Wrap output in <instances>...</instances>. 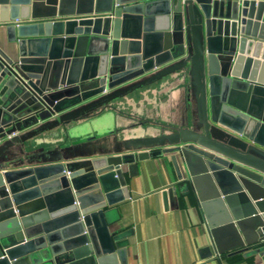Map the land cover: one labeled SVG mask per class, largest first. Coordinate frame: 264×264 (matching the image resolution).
<instances>
[{
    "label": "water",
    "instance_id": "1",
    "mask_svg": "<svg viewBox=\"0 0 264 264\" xmlns=\"http://www.w3.org/2000/svg\"><path fill=\"white\" fill-rule=\"evenodd\" d=\"M173 84L191 112L163 135L25 150ZM0 143L13 153L0 159V264H125L106 217L129 198L125 171L163 155L172 193L255 224L247 245L264 262V0H0Z\"/></svg>",
    "mask_w": 264,
    "mask_h": 264
},
{
    "label": "crops",
    "instance_id": "2",
    "mask_svg": "<svg viewBox=\"0 0 264 264\" xmlns=\"http://www.w3.org/2000/svg\"><path fill=\"white\" fill-rule=\"evenodd\" d=\"M187 87L173 84L139 100L132 109L89 115L64 131L55 129L28 140L25 150H32L33 158L39 159L63 149L81 153L111 147L122 134L125 139L144 136L140 128L153 131L152 136L163 135L167 125L177 124L183 113L190 114ZM126 125L135 127L134 134L120 132ZM12 154L3 151L0 159ZM169 156L135 161L130 172L124 173L129 198L114 204L106 217L109 232L123 245L125 264H264L247 245L254 239L255 224L227 222L226 214L209 201L201 214L193 201L172 193L178 181Z\"/></svg>",
    "mask_w": 264,
    "mask_h": 264
}]
</instances>
